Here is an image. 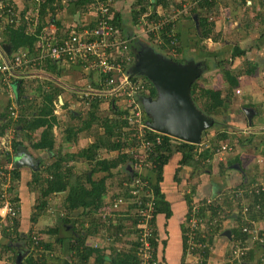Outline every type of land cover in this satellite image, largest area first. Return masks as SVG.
I'll use <instances>...</instances> for the list:
<instances>
[{"label": "crops", "instance_id": "obj_1", "mask_svg": "<svg viewBox=\"0 0 264 264\" xmlns=\"http://www.w3.org/2000/svg\"><path fill=\"white\" fill-rule=\"evenodd\" d=\"M29 1L13 0V2L20 5L21 11H25L26 8L30 7L31 2L29 3ZM133 1L115 0L113 10L121 13L125 20L123 26L124 37L136 40V38L141 37L139 36L141 34H137L140 30L138 28L140 26V16H138L137 24H134L133 15L137 2ZM175 1L164 12L173 11V9L177 8L183 10L179 15L178 21L180 44L185 57L188 60L192 58L196 59L204 70L200 80L202 91L199 95L198 103L200 106L205 107L208 96L207 91L212 89L222 90L224 94L228 93L230 96L218 115L224 120L225 130L230 136L229 140L225 142L221 141L220 143L227 142L231 146L227 150L219 149L218 152L216 151L213 154L212 158H202L198 163L193 161V163L187 162V164L182 165V154L179 152L174 153L170 157L164 169V180L161 183V187L166 199L171 204L172 213L169 218H166L165 215H160L157 221V230L161 244L160 258H164L168 264L182 263L184 227H186V214L188 210L185 196L191 191V188H195L193 201L197 202L199 206L200 202L206 198L207 200L216 197L224 199L227 196L231 198V193L237 188H247L251 184L264 183V0H247L248 5L244 4V0H216L210 12V20L218 39L217 41H214L212 38L205 40L204 44L206 46L201 43L202 49L197 44L199 40L195 34L197 26H193L186 17L190 12L188 6L191 5L190 2L193 0ZM0 2L11 3V0H0ZM64 4L65 6H62L61 11H58L59 13L56 15V22L47 23L45 25L47 28L55 29L58 34H61L74 24L93 23L94 14L88 13L86 7L82 13H79L76 10L75 4H68L66 2ZM77 13L80 15L79 22L75 18ZM245 15H248L249 26H246V22L244 21ZM23 21L20 20L11 27L17 28L23 24ZM7 40L8 37L4 35L3 46L10 44ZM36 43L34 51L32 50L33 54H37ZM236 47L244 50L245 55L233 59L232 54ZM29 50L31 51V49ZM218 60H223L224 62L220 67L216 66ZM97 78L98 75L95 71L84 66L70 64L65 60L45 59L40 64L31 65L24 69L20 73V78L15 81L14 91L17 97L18 115L15 119H11L10 123H7L8 120L6 122L7 126L14 127L8 139L13 148V152L11 151L12 159L10 162H7L6 154H0V162L2 159L4 160L0 164L8 167L13 166L11 169L8 168L7 172L15 187V197H19L17 204H19L20 219L18 220L19 224L16 226L17 228L11 225V228L14 230L13 236L10 237L11 240H7L4 237L6 233L0 231V251L11 244L16 253V264H28V260L32 257L35 260L39 259L40 262L38 264H41V262H45L46 264H78L77 259L72 262L68 254V240H64L63 243L56 240V228L60 223L59 218H51L53 219V225L42 230L38 227L41 225L39 221L32 223V204L29 198L30 193L32 194L31 190H33L30 184L35 171L25 166L19 168V177H17L18 172L15 173V166L13 164L18 148L22 145L39 159V169L51 166L60 157L70 156L68 160L62 161L65 166H67L66 164L70 160H73L75 163L84 159H75L71 157V154H77L93 143L90 136H87V131L90 126L92 127L93 123L88 126L90 119L84 120L86 118L85 114H89V109L92 108L93 100L90 106L85 105L82 91L87 90V86L93 84ZM20 86L25 89L22 98L23 103L21 104L18 96ZM55 88L61 89L62 92L58 93L54 98L53 112L47 116L48 118L52 116L56 118V124L52 129L53 138L51 139L54 149L44 148L35 150L31 146L32 142L26 136V133L29 132L23 131L22 126H17V122L21 114L29 117L37 116L38 110H32L34 109L33 103L36 101L37 106V103L40 104L42 101L44 104L46 100L45 95ZM238 90H240L239 93L237 92ZM9 101L6 94L0 93V126L3 123L4 116H9V114L1 115L7 112ZM101 101H107L111 108L113 107L111 101ZM246 109L251 115L250 119L248 118ZM78 128H82V130H78ZM121 129L123 128L121 127ZM222 129L220 128V130ZM43 130H45L44 127L38 129L32 135L33 141L41 138ZM70 130H74V134L77 131L74 139L72 138L74 134H70L72 132ZM214 133L215 131L211 132L210 138H213ZM114 134H116L115 131ZM2 138L3 135H0V142ZM210 138L205 137L204 141L198 145V153L208 148ZM14 139L18 141L22 140L17 150H14L12 145ZM118 139L116 140L118 141ZM100 150L119 151V149L108 150L107 148H101ZM117 156H112L108 159L110 160ZM97 158H99L98 155L93 159V163L97 164L103 160ZM84 160V163H88V161L92 162V160ZM138 168L141 169L142 173L147 175L148 171L145 167ZM42 172L44 174V170ZM57 194H65L66 199V192L62 191ZM252 194L255 193H246L240 199L243 202L246 199L249 203V200L252 199ZM64 203H66V200ZM236 206H238L237 202L232 206V208H235L234 212L238 211ZM59 212L60 210L58 211L57 209L56 214L58 215ZM236 212L226 218L218 233L215 234L213 239L214 245L211 249L208 264H215V261H221L219 264L224 263L226 246L232 243V240L223 233L226 230L231 231L236 226ZM56 214L48 215L55 216ZM253 223L255 228L259 230L260 239L248 237L247 241L250 244V248H255L253 260L241 262L240 264H264V206L263 211L259 214V219L253 220ZM30 224H32L33 229L35 228L34 230H37V233H41L39 237L41 243L38 247H35L34 244L31 245L30 242L23 241L26 237L25 235L31 232ZM60 229L61 232H66V229ZM17 232L20 233L19 238H17ZM15 238L17 239L16 241L14 240ZM259 244L261 247H257ZM10 258L4 254V256L0 257V263L3 261L5 264H10V262L14 264Z\"/></svg>", "mask_w": 264, "mask_h": 264}, {"label": "trees", "instance_id": "obj_2", "mask_svg": "<svg viewBox=\"0 0 264 264\" xmlns=\"http://www.w3.org/2000/svg\"><path fill=\"white\" fill-rule=\"evenodd\" d=\"M94 1L95 0H69L70 3L75 4L76 10L79 11V13H82L85 7H87ZM59 2L60 0H45V2L42 4L40 28L44 27L47 23L56 22V15L58 10H60V4H58ZM174 2L176 1L137 0V3L135 4L136 9L134 10L135 12L133 15L134 24H137L138 16L148 11V6H153L154 10L156 11L159 6L161 8L167 9L171 6V3ZM215 2L216 0L200 1L198 4H196V6L189 10L190 12L186 16L190 20L192 25L196 27V20L194 19V15H197V19L199 20V28L196 27L195 34L199 38L197 44L199 45V47H201V49L203 47L201 43L204 44L205 40L212 38L214 41H217L218 39L213 24L210 20V12L212 11ZM11 3H13V0H11ZM244 4L248 5L247 0H244ZM236 7H234V9H236ZM164 14H167V12H165ZM178 21L179 18L175 22V27L173 28V33L175 35L173 37H175V39L177 40L176 44H171V39L166 33L167 28L161 33V43L158 42V38L154 35H148L146 36V38L142 37V39H144V41L149 43V45L153 46L157 51L163 53L167 57L179 63H184L188 59L185 57L184 51L180 44ZM244 21L246 22V26L250 25L248 15H245ZM113 22L124 31L123 26L125 24V20L122 17L121 13L115 11ZM58 24L60 25V23ZM27 27L28 24L26 21H23V24L19 25L17 28H13L11 26L7 27L5 36L8 37L7 41L12 45L13 49L25 47L31 49V51H34L37 36L34 34H28ZM139 39H141V37ZM131 45L135 51L139 50V45L137 44L136 40L132 39ZM204 46H206V44H204ZM173 48H175L176 52H178L177 56L172 55L171 50ZM242 55H245V51L236 47L235 51L232 54V57L234 59ZM222 64H224L223 60H218L216 66L220 67ZM140 76L144 78L151 86V92L149 96L155 97L156 91L152 83L146 76ZM201 77L197 81H195L192 86V96L196 104L202 109V111L215 119V125L212 128L207 129L203 133L202 141H204L205 137L210 138L211 132L215 131V133L213 134V138L211 137L209 139L210 141L208 148L204 149L201 153H198L197 144H191L168 136L166 134H161V143H155L153 149L154 153H152L149 158H146V161L143 164V168L145 167L148 171L147 175L142 173L141 169L138 168V162L132 155L121 152L115 158H112L110 160L103 159L99 163L95 164L96 166H93V169L90 170L91 174L89 172L74 173V167L65 166L62 161L68 160L70 156L60 157L51 166L45 168L41 167L39 170L33 173V178L30 186L33 190L38 191L37 204L35 205V210L31 215V220L33 223H36L40 216L48 213V198L51 195L60 193L62 191L68 192L70 190L71 192L66 201L68 202L66 204L68 210L76 211L80 207L83 208L80 213L84 214L86 217L83 216L84 218L79 223L77 221V218H72L68 215H61V212L58 213L60 215L58 217L60 223L56 228V240L62 243L64 242V240H68L67 249L72 262L77 259L78 264H141V260L138 255V247L140 245L138 236L141 227L139 223V216L136 214L137 206L135 203L130 201V190L133 188L131 186V183H133L134 179H136L138 176H141L142 179L147 182V188L153 191L156 201V217L153 221L155 229L151 238L152 246L155 248L154 259L158 260V264H168L164 260V258H160L161 244L160 236L158 235L157 230V221L160 215H165L166 218H169L172 213L171 204L166 199V196L161 187V183L164 180V169L168 164L170 157L174 153L179 152L182 154V165L187 164V162L193 163V161L195 163H198L202 158H212L213 154L216 151L218 152L223 145L226 144L228 146V149L231 146V144L227 142L220 143L221 141L225 142L226 140H229L230 136L225 130L226 128L224 120L219 117L220 115H218L220 113L219 111L225 106L226 101L230 96L228 93L224 94L222 90H208L206 105L205 107L200 106V104L198 103V99L202 91V87L200 85ZM24 92L25 89L20 86L18 93L20 104L23 103L22 98ZM61 92L62 90L59 88L52 89L48 94L45 95L46 100L44 104L42 101L40 104L37 103V106L36 101L33 103L34 109L32 110H38L37 116L29 117L21 114V117L17 122V126H22L23 131L29 132L26 133V136L32 142L31 146L35 150L44 148H48L50 150L54 149L51 139L53 138L52 129L56 124V118L54 116L48 118L47 116H49V114H52L54 98L58 95V93ZM101 102L102 101L97 98L93 100L92 108L89 109L90 120L88 122V126L91 125L93 121L98 119L97 111ZM8 105L7 112L1 115L9 114ZM112 110L115 112L114 114L119 113V106L114 105L112 107ZM145 117L146 119H148L146 113ZM9 119L10 118L8 117V115L4 116V119L2 121L3 123L0 126V135L5 134V131L8 128L7 123H10L11 121V119ZM125 123L126 120L118 119L115 115L114 117H108L107 120H104L102 122L105 131L101 136V139L93 142L89 145V147L79 151L77 154H71V157L78 160H81L82 158L86 160H93L98 155V152L101 148H107L108 150L122 149L123 145H125L123 141L124 139L121 138V141V139L118 137L120 140L118 139V141H115L112 138V134L114 133V131H116L117 128L121 129V127L125 126ZM42 127H44L45 130L41 132V138L33 141L32 135H34V133ZM220 128H223L224 130H220ZM80 129L82 130V128H78V130ZM70 131H72L70 132V134H74V130ZM76 132L74 135H72L73 139L74 136L76 137ZM155 135V132H150L148 134V137L155 141ZM103 138L104 140H102ZM22 140L18 141L17 139H14L12 143L14 150H17L18 146L22 143ZM4 153L6 154L7 162H10L12 159V153L9 151H0L1 155ZM14 170L16 171L15 173L18 172L17 177H19L20 169L15 167ZM42 170H44V174ZM115 172L121 174V178L118 182L119 191L110 193L111 184H108L107 181L108 178L115 175ZM96 174H99V176L97 177ZM125 182L128 184L124 185ZM194 193L195 188H191V191L185 196L188 209L186 214V222L194 217L199 220V223H197L198 229L196 233V239L205 243L207 247L201 253H199L197 251L198 249L195 248L193 250V253L197 257H200L199 259L202 260L201 264H208L211 249L214 245V236L216 233H218L226 218L236 212H234L235 208H232V206L236 202L238 203V206H236V209L238 208L235 218L236 226L231 229L230 238L232 240L230 250L231 261L227 264H240L241 262L252 261L253 254L255 253L254 247H249L246 252L238 258H235L233 256L232 248L237 245V242L239 244V247H244L246 242V244L248 245L247 240L251 238V232L245 230L244 227H249V229L255 227L253 220H258L259 214L263 211L264 192H260L259 194H252V199L249 200L248 204H244L243 200H241L239 197L234 196L229 198V196H227L224 199L216 197L210 199V201H208L206 198L202 202H200L199 206L197 202L193 201ZM18 198L19 197L17 196L13 200L18 202ZM117 198H122L123 200V202L119 205V209L111 212L112 214L117 215V217L114 218V216H111L104 219L102 213L109 211L108 209H111L113 207ZM18 205L19 204H17V207ZM245 207H247L246 211H244ZM54 213H56V210H54ZM85 221L92 222L91 224H93V230L92 228H90V226H86L87 223ZM18 224V219H15L14 223L12 224L14 226L12 227L17 228L16 226H18ZM60 228L66 229V232H61ZM184 231V251L181 264H192V261H187V226L184 227ZM5 233L8 236L11 235L9 231H5ZM30 233L28 235H25L26 237L23 241L27 243L30 242V244L32 245L34 240L32 239ZM17 236V238H19V232H17ZM40 243L41 242L38 241V245ZM257 247H261L260 244ZM1 250L2 251H0V257L4 256L5 254L8 256V258L11 257L10 260L12 261V263L16 264V253L13 250L11 244ZM200 254H202V256H200ZM194 260H196V258ZM39 262V259L35 260L33 257L28 260V264H38ZM41 264L46 263L41 262Z\"/></svg>", "mask_w": 264, "mask_h": 264}, {"label": "built area", "instance_id": "obj_3", "mask_svg": "<svg viewBox=\"0 0 264 264\" xmlns=\"http://www.w3.org/2000/svg\"><path fill=\"white\" fill-rule=\"evenodd\" d=\"M28 1V0H27ZM115 0H95L86 7L88 13L94 14L93 23H79L67 28L63 33L58 34L55 29L41 27V6L45 0H30L31 5L25 11L20 10V5L16 2H0V93H4L9 98V118L17 117L16 94L14 91L15 81L20 78V73L27 67L40 64L45 59L65 60L70 64H78L95 71L98 75L93 84L87 86V90L82 91L85 105L90 106L92 100H109L114 105L119 106L117 118L126 120L122 128L120 138L124 139L122 153L132 155L138 162L139 167H143L146 158L154 153V145L161 143L163 133L155 131L148 124L145 111L140 101L141 96H149L151 92L150 84L140 75H133L131 68L137 59V51L131 45L132 38H126L123 30L114 22L113 4ZM203 0H193L196 5ZM141 14L139 24L143 25V32L147 35H154L158 42H162L161 33L166 28V33L171 39V44H176L174 35L175 22L178 14H159L155 20H149L152 12ZM178 13V12H176ZM93 16V15H92ZM24 20L27 22V33L37 36L36 50L33 54L28 48L12 49L8 54L3 46L5 30L14 23ZM172 28H168V27ZM40 29V30H39ZM134 38V37H133ZM173 56H177L175 48L171 50ZM238 93L240 90L237 91ZM11 126L5 131L0 142V151H13L11 143L8 141L13 131ZM150 132H155V141L148 137ZM169 136V135H168ZM227 150L225 144L221 148ZM13 168L0 165V217L14 219L18 216L19 209L17 202L12 198L10 190L14 187L9 178L7 169ZM128 183H124L127 185ZM131 202L137 206L136 214L139 216L141 230L138 240V255L141 264H158L155 260V248L152 246L151 238L155 225L156 201L151 189L147 188V182L138 176L131 183ZM264 192V183L251 184L250 186L237 188L231 193L232 197L242 198L246 193ZM145 199V200H144ZM144 200V201H143ZM210 201V200H208ZM123 202L122 198H117L109 211L103 212L104 219L117 215L111 212L119 209ZM247 207L244 208V211ZM187 226V261L192 264H201L202 260L197 257L193 250L196 248L199 253L207 247L205 243L196 239L199 220L196 217L186 222ZM245 230L250 231L251 239H260L259 230L255 227ZM196 230V232H195ZM35 247L38 245L39 237L34 232L31 233ZM199 241V242H198ZM247 243V242H246ZM245 243L244 247L237 245L232 248L235 258L243 255L250 247ZM202 256V254H200ZM196 258V260H194ZM194 260V261H193ZM190 261V262H191Z\"/></svg>", "mask_w": 264, "mask_h": 264}, {"label": "water", "instance_id": "obj_4", "mask_svg": "<svg viewBox=\"0 0 264 264\" xmlns=\"http://www.w3.org/2000/svg\"><path fill=\"white\" fill-rule=\"evenodd\" d=\"M75 18L79 22V13ZM194 19L199 28L197 15H194ZM136 41L139 50L131 72L133 75L146 76L156 91L155 97H140L148 117L147 124L155 131L176 139L201 144L203 133L215 125V119L203 112L192 96V86L204 72L200 62L192 58L179 63L157 51L143 39L136 38ZM11 47L10 44L4 45L8 54H11ZM246 112L250 119L247 109ZM39 163V159L25 146H19L13 164L15 167L27 166L37 171ZM223 234L231 238L230 230Z\"/></svg>", "mask_w": 264, "mask_h": 264}, {"label": "rangeland", "instance_id": "obj_5", "mask_svg": "<svg viewBox=\"0 0 264 264\" xmlns=\"http://www.w3.org/2000/svg\"><path fill=\"white\" fill-rule=\"evenodd\" d=\"M70 3L69 2V0H60V2L58 3V4H60V10H58V11H61V7L62 6H65V4L64 3ZM133 2H137V0H134ZM190 6H188V10L189 9H191L193 6H194V4H193V2L191 1L190 2ZM133 6H134V4H133ZM148 11H147V13H150V12H152V14L148 17V19L151 21V20H155V19H157L158 18V16H159V14H164L165 12V9L164 8H160V6L156 9V11L154 10V8H153V6H148ZM155 12V13H154ZM176 12H178V13H176ZM183 12V10H180V9H173V11H169V12H167V14L166 15H168V14H170V15H172V14H178L177 15V17L181 14ZM57 13H59V12H57ZM187 13V12H186ZM185 13V14H186ZM143 14H146V13H142V15ZM184 14V15H185ZM178 18H180V17H178ZM138 28H140V30L137 32V34H141V35H139V36H141V39H142V37H144V38H146V36H148L147 34H145L144 32H143V25H141L140 24V26L138 27ZM144 40V39H143ZM100 107H99V109H98V111H97V115H98V119L97 120H95V121H93V124H92V127L90 126V128H89V130L87 131V133L89 134H87V136L89 137L90 136V138H91V141L92 142H95V141H97L98 139H101V136L104 134V131H105V128H104V126L102 125V122L104 121V120H107V118L108 117H114V115L117 117V113L116 114H114L115 112L112 110V108H111V106L107 103V101L105 102V101H102L101 103H100V105H99ZM87 111V110H86ZM85 116H86V118H84V120L86 119H88L89 118V114L88 113H86L85 114ZM108 116V117H107ZM116 134H112V138H113V140H115L116 141V139L118 138V136H120V135H122L121 134V132H122V129L120 130V128H117L116 129ZM120 134V135H119ZM120 138V137H119ZM121 139V138H120ZM119 139V140H120ZM102 140H104V138L102 139ZM121 141H122V139H121ZM123 148V147H122ZM120 152L122 153V149H119V151H114V152H111V151H107V150H104V151H99L98 152V156H99V158H97V159H104V158H111L112 156H117V154L119 153L120 154ZM4 155V154H3ZM84 159H82L80 162H75L74 163V161L73 160H70L66 165L67 166H72V167H74L73 169H74V173H86V172H89L90 170H92L93 169V166L95 165V163H93V160H92V162H89L88 161V163H84V161H83ZM4 160L2 159L1 160V162H3ZM0 162V163H1ZM96 176L98 177L99 176V174H96ZM96 176H95V178H96ZM121 178V174L120 173H116L115 172V175L113 176V177H110V178H108V184H111V189H110V193H113V192H117V191H119V184H118V182H119V179ZM19 186V185H18ZM10 192H12V198L14 199L15 198V187H13L11 190H10ZM31 192H32V194L30 193V198H29V201L31 202V204H32V206H31V208H32V210H31V213L35 210V205L37 204V198H38V191L37 190H31ZM70 191L69 192H66V199H65V194L63 195V194H53V195H51L49 198H48V200H49V207H48V213L47 214H43L42 216H40V218L37 220V221H39L40 223H41V225L40 226H38L41 230L42 229H45V228H47V227H49L50 225H53V219L54 218H58L60 215L58 214H56V213H54V210H57L58 209V211L60 210V212H61V215H68L69 217H72V218H77L78 220V223L79 222H81L82 221V219L84 218V217H86L84 214H82V213H80L82 210H83V208H79V209H77L76 211H70V210H68L67 209V207H66V204L68 203V202H66V203H64L63 204V202L66 200L67 201V198H68V196L70 195ZM1 197V196H0ZM248 200H246L245 199V201H244V203L245 204H247L248 202H247ZM78 202V201H77ZM18 203V202H17ZM74 203V202H73ZM62 204H63V208H62ZM62 210V211H61ZM50 212V213H49ZM76 212V213H75ZM48 214H56L55 216H50V215H48ZM84 216V217H83ZM125 216V215H124ZM48 217V218H47ZM51 218H53V219H51ZM15 219H20V217H19V213H18V216L16 217V218H14V219H10V218H3V217H0V231L2 232V231H9V233H11V235L10 236H8L7 234H5V238H7V240H9L10 239V237H12L13 236V229L11 228V225H12V222H14V220ZM86 222V221H85ZM33 223V222H32ZM87 224H86V226H90V228H92V230H93V224H91L92 222L91 221H88V222H86ZM187 224V223H186ZM30 227H31V229H32V231L31 232H34L35 234H37L38 236H40L41 235V233L40 232H38L37 233V230H34L33 229V227H32V224H30L29 225ZM30 227H29V229H30ZM28 229V230H29ZM91 230V231H92ZM31 234V233H30ZM11 240V239H10ZM15 241L17 240L16 238L14 239ZM13 241V240H12ZM11 242V241H10ZM231 244L232 243H229L227 246H226V249H225V261H224V263H221V264H227L228 262H230L231 261V253H230V250H231ZM229 251V252H228ZM219 262H221V261H219ZM219 262H217V261H215V264H219ZM0 264H5V263H3V261L0 263Z\"/></svg>", "mask_w": 264, "mask_h": 264}, {"label": "clouds", "instance_id": "obj_6", "mask_svg": "<svg viewBox=\"0 0 264 264\" xmlns=\"http://www.w3.org/2000/svg\"><path fill=\"white\" fill-rule=\"evenodd\" d=\"M80 16V15H79ZM1 165V164H0Z\"/></svg>", "mask_w": 264, "mask_h": 264}]
</instances>
